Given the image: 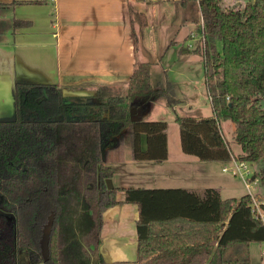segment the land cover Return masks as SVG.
Returning <instances> with one entry per match:
<instances>
[{
  "label": "trees",
  "instance_id": "trees-1",
  "mask_svg": "<svg viewBox=\"0 0 264 264\" xmlns=\"http://www.w3.org/2000/svg\"><path fill=\"white\" fill-rule=\"evenodd\" d=\"M197 2L204 40L192 50L203 58L213 114L175 113L180 147L204 161L260 162L255 174L264 183V0ZM133 68L126 89L100 85L87 102H68L54 82H13V114L0 118V264H19L23 249L31 264H251L250 244L264 241V223L250 194L223 197L212 185L121 187L123 202L138 206L136 259L102 257L103 213L121 203L119 188L106 186L111 163L125 159L126 143L134 160L168 158L167 121L131 120L130 106L144 112L156 98L179 101L169 81L151 85L148 61ZM80 106L81 115L68 116ZM225 120L238 152L222 133ZM52 212L44 260L39 240Z\"/></svg>",
  "mask_w": 264,
  "mask_h": 264
},
{
  "label": "crops",
  "instance_id": "crops-1",
  "mask_svg": "<svg viewBox=\"0 0 264 264\" xmlns=\"http://www.w3.org/2000/svg\"><path fill=\"white\" fill-rule=\"evenodd\" d=\"M189 2L190 0L186 4L180 0H0V118L13 114L14 81L26 84L54 82L62 87L68 102L78 101L95 94L100 85H115L126 89L137 59L149 62L150 78L155 69L153 65L158 62L162 68L171 72L166 80L173 85L179 98L173 107L185 103L196 109L193 116L206 117L213 114L209 94L210 109L207 114L201 112L202 107L197 101L199 79L190 73L191 70L200 68L201 80L205 84L204 67L197 63L202 56L184 46L185 38L196 23L187 12ZM154 4L170 6L162 14L159 12L165 17L167 24L166 37L160 47H157L154 38L149 41V45L146 42L152 35L148 30L147 17H152ZM137 14L143 19H139ZM137 18L145 20V23H138ZM187 18L191 21L186 23L188 30L182 38L181 46L173 48L175 32L180 25L185 24ZM16 19L24 22L15 26ZM156 25V22L150 23L151 27ZM140 26L143 36L140 34ZM181 86L184 89H180L179 93L178 88ZM78 110L83 113L84 107L80 106ZM140 110L142 116V109ZM170 119L167 120L168 158L157 161L160 163L172 160L168 128L170 125L174 126L176 121L174 116ZM115 141L116 137H112L111 142ZM142 145L145 146V141ZM125 154L123 161L111 163L114 172L111 182L119 188L117 198L121 203L108 207L103 213L100 249L106 262L136 259L138 240L135 221L139 214L138 206L123 202L124 191L120 188L138 185L131 184L130 181L141 180V176L158 177L149 168L153 169L159 163L149 164L153 160L132 159L126 145ZM179 155L182 158L177 159V162H181L180 165L190 162L189 158ZM128 160H132L128 163L129 171L117 170V165ZM209 161L216 163L214 167L220 166L222 171L224 164L229 162ZM212 186H219L221 192L226 188L219 183ZM259 254L263 264L264 255L261 250ZM18 259L19 264H31L24 249L20 251Z\"/></svg>",
  "mask_w": 264,
  "mask_h": 264
},
{
  "label": "rangeland",
  "instance_id": "rangeland-1",
  "mask_svg": "<svg viewBox=\"0 0 264 264\" xmlns=\"http://www.w3.org/2000/svg\"><path fill=\"white\" fill-rule=\"evenodd\" d=\"M246 0H222L224 4L228 5H235L238 6L239 4H243ZM162 3V2H161ZM171 4V3H170ZM170 7L168 4H154L153 5V15L152 17H147V26L148 30L151 32V36H149V39L146 41L147 45H149V41L154 38L155 42L157 44V47L162 46L164 42V38L166 37V25L165 24V17L161 16L164 11H166ZM156 12V13H155ZM160 12V14H159ZM187 12H189V16H191V20H196L194 27L192 28V31H194L195 34L190 33L188 36L185 38L184 46L189 49L193 48L196 46L197 43H199V36H200V23L202 21L201 15L199 13L198 9V3L195 0H190L187 8ZM137 17L139 19H143L139 17V14H137ZM137 18L138 23L144 22L140 21ZM190 19L187 18L185 21V24L180 25L179 28L176 30V34L174 35V42L172 45L173 48H179L181 46V41L183 36L186 34L188 30L187 22L191 21ZM151 22H156L157 25L151 27L150 23ZM145 23V22H144ZM140 34L143 36L144 32L142 30V27L140 26ZM164 46V45H163ZM220 46V45H219ZM164 48V47H161ZM169 55V54H168ZM202 58V57H201ZM199 57L198 60V65L203 68V59L201 60ZM168 59V56L166 57V60ZM165 63H162L163 66ZM155 68L154 72L150 78V83L151 85H164L165 82L167 81L168 77L171 75V72L169 73L166 71L164 68H162L161 64L158 62L153 65ZM161 70H159L160 68ZM158 71H157V69ZM190 73L195 77L199 79V95L197 98L198 103L200 104L201 112L203 114H207V111L210 109V101L208 99V92L206 89V85L203 83L202 75H200V68L198 70L194 69L193 71L191 70ZM201 80V81H200ZM179 89L181 91L184 89L183 86H181ZM97 93V92H96ZM89 95L85 98H81L78 101L74 102H87L88 100H96L98 99L97 94ZM66 99V98H65ZM143 100L142 98H139ZM149 102L150 105L144 110L142 113V117L145 119H156V118H161L165 119L166 121L171 120L174 116L175 113H179L182 115H192L196 114V109L193 106H189L185 103H180L176 107L173 106H167L162 98H156L155 100H150ZM196 103V102H195ZM138 110L136 109L134 111V114H136ZM81 115L78 108H73L72 111L68 112V116L70 115ZM11 117V116H8ZM5 118V117H4ZM175 125H170L168 128V135L170 136L169 138V146H170V153H171V161L167 163H160V162H154V161H149V164H158L154 165L155 167L149 168L150 171L154 172L157 174V178H147V177H142L141 180H131V184H138V185H132V186H147V187H158V186H184V187H192L195 186L197 188H204L208 187L210 185L214 184H221L222 186H226V188L222 190V195L227 196V195H237L239 196L240 194L244 193L247 191L246 185H244L243 181L234 174L231 173L230 170L222 171L219 167H214V164L212 161H204L200 160L197 156L195 155H190L187 153H184L180 147V136L178 135V125L176 122H174ZM221 128H222V133L228 140V143L234 152L239 151V145L235 142L234 139V134H233V122L231 120H225L224 122L221 123ZM145 141V137L143 136V142ZM126 148L128 150V154L130 152V147L129 144L126 143ZM179 154H182L183 156L189 158L190 162L185 163L184 165H180L181 162H177V159H182ZM128 160L126 162H123V164L117 165V170H125L129 171L128 168ZM139 163V162H138ZM230 162H226L224 165L230 166ZM260 162H252L251 163V175L249 177H257L258 179L255 181L254 188H253V194H256L257 198L259 200L264 199V183L260 181L259 177L256 176L255 170H259L260 167ZM149 172V171H148ZM248 192V191H247ZM118 195H121L119 193ZM264 246V241L263 242H253L250 245V253H251V264H262L261 258H260V250ZM19 260V259H18Z\"/></svg>",
  "mask_w": 264,
  "mask_h": 264
},
{
  "label": "built area",
  "instance_id": "built-area-1",
  "mask_svg": "<svg viewBox=\"0 0 264 264\" xmlns=\"http://www.w3.org/2000/svg\"><path fill=\"white\" fill-rule=\"evenodd\" d=\"M199 31L201 32L199 36V43L202 45L204 40V34L202 32V21L200 23ZM190 33L195 34L192 30L190 31ZM229 162L231 163L230 166L224 165L222 169L224 171L230 170L232 174L239 177L241 181H243L244 185H246L248 193L250 194L251 210L255 217L264 223V199L259 200L256 194H253V184L258 178H253L252 176L249 177L252 173L250 168L251 162L245 159L240 160L234 157L229 160ZM261 254L264 255V246L261 249Z\"/></svg>",
  "mask_w": 264,
  "mask_h": 264
},
{
  "label": "water",
  "instance_id": "water-1",
  "mask_svg": "<svg viewBox=\"0 0 264 264\" xmlns=\"http://www.w3.org/2000/svg\"><path fill=\"white\" fill-rule=\"evenodd\" d=\"M135 110H136V108L132 104L130 106V119L131 120H136V119H139V117H140V114H141L140 108H138V112L136 114H134ZM106 186L107 187L113 186L110 177H107V179H106ZM53 218H54V214L52 212L49 215L48 220L43 224L44 226L42 228V233H41L40 240H39L40 246H41L42 257L44 260H47L48 255H49V237H50V233L52 230Z\"/></svg>",
  "mask_w": 264,
  "mask_h": 264
},
{
  "label": "flooded vegetation",
  "instance_id": "flooded-vegetation-1",
  "mask_svg": "<svg viewBox=\"0 0 264 264\" xmlns=\"http://www.w3.org/2000/svg\"><path fill=\"white\" fill-rule=\"evenodd\" d=\"M19 256V255H18Z\"/></svg>",
  "mask_w": 264,
  "mask_h": 264
}]
</instances>
